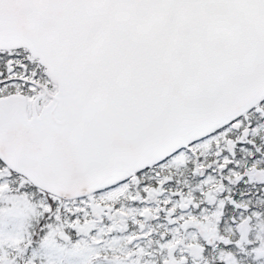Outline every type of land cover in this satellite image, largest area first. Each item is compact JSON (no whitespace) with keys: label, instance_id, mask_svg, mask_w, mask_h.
<instances>
[{"label":"snow or ice","instance_id":"snow-or-ice-1","mask_svg":"<svg viewBox=\"0 0 264 264\" xmlns=\"http://www.w3.org/2000/svg\"><path fill=\"white\" fill-rule=\"evenodd\" d=\"M0 264H264V0H0Z\"/></svg>","mask_w":264,"mask_h":264}]
</instances>
